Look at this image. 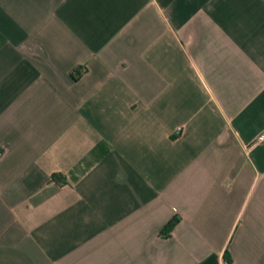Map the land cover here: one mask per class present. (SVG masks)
<instances>
[{"label": "crops", "instance_id": "0c3cea01", "mask_svg": "<svg viewBox=\"0 0 264 264\" xmlns=\"http://www.w3.org/2000/svg\"><path fill=\"white\" fill-rule=\"evenodd\" d=\"M263 130L264 0H0V264H264Z\"/></svg>", "mask_w": 264, "mask_h": 264}, {"label": "trees", "instance_id": "16d2710c", "mask_svg": "<svg viewBox=\"0 0 264 264\" xmlns=\"http://www.w3.org/2000/svg\"><path fill=\"white\" fill-rule=\"evenodd\" d=\"M179 220H180V219H177V218L174 219V220H172V221L169 223V225L167 226V228H166V232L171 233L172 230L174 229V227L178 224Z\"/></svg>", "mask_w": 264, "mask_h": 264}, {"label": "built area", "instance_id": "2783aa9c", "mask_svg": "<svg viewBox=\"0 0 264 264\" xmlns=\"http://www.w3.org/2000/svg\"><path fill=\"white\" fill-rule=\"evenodd\" d=\"M254 143L261 144L264 143V130L255 138Z\"/></svg>", "mask_w": 264, "mask_h": 264}]
</instances>
